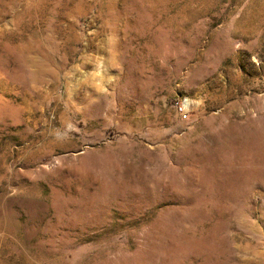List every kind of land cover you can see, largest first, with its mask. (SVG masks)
I'll return each mask as SVG.
<instances>
[{
  "label": "rangeland",
  "instance_id": "374dc122",
  "mask_svg": "<svg viewBox=\"0 0 264 264\" xmlns=\"http://www.w3.org/2000/svg\"><path fill=\"white\" fill-rule=\"evenodd\" d=\"M0 264H264V0H0Z\"/></svg>",
  "mask_w": 264,
  "mask_h": 264
},
{
  "label": "bare ground",
  "instance_id": "6f19581e",
  "mask_svg": "<svg viewBox=\"0 0 264 264\" xmlns=\"http://www.w3.org/2000/svg\"><path fill=\"white\" fill-rule=\"evenodd\" d=\"M186 106V105H185Z\"/></svg>",
  "mask_w": 264,
  "mask_h": 264
}]
</instances>
